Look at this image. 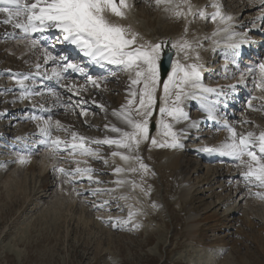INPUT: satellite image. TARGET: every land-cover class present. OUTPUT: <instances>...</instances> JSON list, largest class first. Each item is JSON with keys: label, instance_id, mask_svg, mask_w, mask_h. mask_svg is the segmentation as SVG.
<instances>
[{"label": "rangeland", "instance_id": "1", "mask_svg": "<svg viewBox=\"0 0 264 264\" xmlns=\"http://www.w3.org/2000/svg\"><path fill=\"white\" fill-rule=\"evenodd\" d=\"M207 1L189 0L188 6L178 9L181 12L180 16H176L175 11L172 10L174 17L171 19V17L167 18L166 15L159 17L161 13L151 0H140L135 4V10L139 18H137L139 24L135 32L139 34V42L152 43L155 40L154 43H159L163 41L164 48L167 42L173 45L177 42L183 44L187 41L190 45L188 48L177 49L172 46L175 50V61L185 65L183 55L187 51L194 53L195 50H198V59L194 60L193 64L200 67L203 62L202 57L209 54L206 51L208 50L206 45L210 43H204L203 48H206L205 50L200 49L198 39L203 34V30H205L204 33L208 32L216 22L207 21L205 17L199 15L193 17L191 8L186 15L184 10H188L192 5H206ZM226 8L231 12L236 11L231 4L226 5ZM239 9L237 10L239 11ZM237 15H240V12ZM110 18L117 22L118 17L111 16ZM185 18L187 20H184ZM144 19L150 24L148 27L143 25V28H140L141 20L144 21ZM117 23L125 26L122 22ZM206 29L209 30L206 31ZM177 37L180 38V41L176 42L175 38ZM173 38L174 43H172ZM5 40L3 38L0 42H5ZM177 47L179 46L177 45ZM215 61L217 62V60ZM48 67L50 66H46V68ZM0 69L7 71V73L1 72L3 74L0 75V86H8V80H6L8 78L5 74L10 77L12 73H16V71L11 73L10 69L24 70L23 72L29 70L26 68L25 63L11 53H0ZM212 73L213 71L211 75ZM118 74H120V77H117L118 80L124 78V76H121L122 73ZM219 76L218 73L216 75L218 79L216 80L223 81L224 79ZM225 76H222V78H225ZM114 79L110 78L107 81L117 82ZM164 80L161 81L160 78V83L156 89V105L153 116L149 119V139L143 141L138 152H136L141 157L142 162L147 165V171L141 169L139 163L135 161L136 164L134 166L132 164V168L137 170L128 175L132 184L125 192V196L130 199L129 205L126 209L122 205L119 207L120 202H117V196L119 195H116L114 191L109 194V190L100 189L93 195L94 197L99 196V198L108 197L107 202H114L110 205L111 207L114 205L112 207L114 209L109 210V212L114 213L118 223L120 220L118 218H121L120 226H113L110 219H102L104 216L102 210L109 205H104L102 209L97 208L95 205L96 208L88 212L91 204L85 201H83V204L87 210L84 214L98 222V224L93 221L88 223L87 227H84L78 222L81 208L78 200L80 201V199L77 200L76 198L75 201L71 202V205L68 203L70 202L68 200L69 196L63 195L64 197H62L60 195L58 197L57 184L61 183L63 179L56 174L57 161L48 174L47 181L51 182L49 184H52V186H48L44 178L38 177L35 174L37 172H34L35 175L31 176L32 172L26 171V166L21 169H14L12 163L14 160L6 166L2 167L0 165V264H264V200L256 199V197L261 196H247L240 199L235 192L238 189H233L232 183L226 184V181H231L233 176L213 179L216 175H206V167L211 165L212 162L208 161V164H206L203 160L194 156L193 153L189 157L192 162L187 167L190 173H187L186 176H190L189 181L196 184V187L201 186L195 189L192 188L190 193L186 194V190H182L183 181L179 168L170 166V162H160L166 158L170 149L177 148L158 146L172 143L173 138L171 135H165L157 146H153L151 143L153 135L158 129L157 121L161 119L159 107L162 105L160 99L164 95L162 83ZM28 81L25 82L26 86H33ZM137 87L138 85L135 89ZM139 87H142V85ZM88 91L86 88V92ZM184 91H186V87ZM18 93L22 95L21 90ZM113 93L115 94V92ZM6 95H8V92L0 89V129H2L0 130V150H3L0 152V160L4 159L3 156H20V154L15 153V149H12L13 143H16L14 136L22 132L20 128L27 125L23 120H27V123L30 122L27 113L25 114L26 119L19 117L22 120H16L12 116L13 111H8L16 108L18 104L25 106L19 112L27 111L29 98L22 95L24 97L22 100L18 97L15 100H9ZM46 95L49 96L50 94L46 93ZM174 99L175 90H173V95L168 100L170 106ZM61 101L63 100L61 99ZM184 102L185 99L183 98L180 102L181 107L185 104ZM78 104L77 107H80L81 104ZM69 105L71 103L63 106L64 109L58 113L59 115L57 114L58 118L54 117L53 120H49V123L52 122L53 126L56 125V123H53L55 119L64 123V125H69V121H71L72 127H80L81 130L88 131L90 126L82 124V120L77 116L78 110L71 111L72 108L67 109L66 107ZM108 106H111V104H108ZM103 107H106V105L104 104ZM81 108L84 110L83 107ZM91 108H88L89 112L83 115V119L87 122L90 120L92 123L101 122L104 115L100 113L98 108ZM2 111L6 113L1 115ZM133 113L136 116L135 110H133ZM62 114L63 116L60 117ZM191 116L192 113H190ZM135 118L139 117L136 116ZM169 119L171 117L167 115L163 117L166 123H169ZM45 120L48 122L47 119ZM194 120L197 121L198 118ZM105 125L110 127L109 122ZM161 127H159V130H161ZM174 130L173 132H177ZM33 133L34 138H39L35 131ZM52 134L55 135V133ZM188 138L189 140L184 139L186 140L184 143H189L185 148L190 147V141H193L195 136L193 138L192 135ZM203 138L205 137H200V139ZM196 141L199 143V140ZM10 142H12V145ZM102 147L105 154L106 147ZM136 153L135 155H137ZM36 154H39V152ZM197 159L202 166L193 173L194 161ZM93 162L90 165H93ZM230 168L232 167H229V170ZM104 176L106 178L104 177L103 181L113 179V177L110 178L111 176L108 173ZM239 178L242 179L240 176ZM219 180L221 181L218 182ZM222 183L223 185H221ZM66 185L69 188L71 187L70 184ZM254 187H257L259 193L264 191L259 186ZM77 197L79 196L77 195ZM64 199L66 201L63 202ZM95 199L90 198L93 202ZM99 202L105 203L100 200L97 204ZM116 206L118 207L116 208ZM230 206L236 208L237 211L233 214L227 213L225 209ZM129 212L137 215V223L129 219ZM73 213L77 215L71 217ZM96 215H102L100 216L101 219L97 220ZM191 218L198 221L199 228L195 232L190 230ZM193 233L194 236H192Z\"/></svg>", "mask_w": 264, "mask_h": 264}, {"label": "bare ground", "instance_id": "2", "mask_svg": "<svg viewBox=\"0 0 264 264\" xmlns=\"http://www.w3.org/2000/svg\"><path fill=\"white\" fill-rule=\"evenodd\" d=\"M227 1L229 2H226V1L224 2V0H208L206 5H199V6L192 5L189 7L188 10H184V13L186 15L187 12H189L191 8V13L193 11V17H196L198 15L201 16L200 13L203 12L204 13L203 17H205L207 21L216 22V24L213 25V27H211L210 30L206 29V31L209 30L208 32L204 33L205 30H203V34L198 39V44H199L200 49L205 50L206 48H203V46H205L204 43L206 42L210 43L206 45L208 49L206 51H208L209 54L202 57L203 62L201 63L199 67L200 73H204L205 75V77L200 78V84L202 85L203 88L215 89L216 92H212V93L202 92L200 89H192V88L186 87L185 92L194 93L197 97L196 99L184 98L186 104L190 105L191 107L192 106L196 107V105H199L200 110H202L203 114L205 115L199 117V115L201 114H198V113L195 114V116H198L197 121L194 120L193 116L187 120L181 119L179 121H175V120L173 121L172 118L168 120L169 124L172 125V131L173 129L177 131L175 133H177V136H179V138H177L176 140H177V143L179 142L178 144L181 146L175 148L174 150L170 149V151L166 155V158L160 161L161 163L170 162L169 163L170 166L179 168L181 172L180 174L182 176V181H183L182 190H186V194L190 193L192 188L195 189L201 186L199 185L196 187V184L189 181L190 176H186L187 173H190L188 172L187 167H188V164H191L192 162V160L189 159V157L191 156V153L195 152L196 153L195 156L197 158L204 160L205 162L207 161L206 163L208 164L209 160H210L209 162H211L212 158L210 156L213 153H206L202 151V149L204 147L218 148L225 142H230L229 138L231 134L228 131L229 128H234L237 134H247L248 132H252L254 135H259L261 131H264V121H262V119H264V116H263L264 115V99L260 98V97H264V90H260L256 87L257 83H260L261 81V73L257 65H259L260 63H264V57L262 59L260 58V56L262 55V51H264V49L261 51L260 55L257 58L255 68L248 67L250 62H248L247 59L243 60V62H245L246 65L242 67V70L240 72L234 69V67L230 63L231 56H233L234 58H237V56H239V53L241 52V49L245 47V44L249 40L257 39L258 42H263L262 37L258 35V30L259 28L261 30H264V22H263L264 21V7L261 6L260 0H227ZM127 2L128 4L131 5L129 9L125 10L127 18L126 19L117 18V22H122V24H124L125 26L128 25L131 27L133 31H136L137 30L136 27H138L137 25L139 24V20H138L139 18L137 17V12L135 10V4L140 2V0H127ZM151 2L152 3L154 2L153 3L154 6L160 11L161 16L159 15V17H162L163 15H166L167 18L171 17V19L174 17L172 15L173 14L172 10L165 11V6L163 4L157 7L155 4V0H151ZM230 4L236 10L235 12H231V10H229L230 11L229 12L228 9L226 8V5L229 6ZM177 5L179 6L178 8H177ZM188 5H189V0H173V3L169 5V8L178 10ZM238 8H240L239 11L237 10ZM217 12H219V15L216 16L215 20H213L212 16L216 14ZM239 12H240V15H237ZM228 17H231V20H228L227 19ZM6 18H7V14L0 13V21H3ZM184 20H187V19L185 18ZM261 21L262 23L260 26L259 23ZM149 24L150 22H148L147 20L145 19L144 21L141 20L140 28H143V25L144 27L145 26L148 27ZM225 29H227V31H225ZM3 38H5L6 40L5 42H0L1 43L0 53L2 54L11 53L17 56V58L20 61L26 64V68L29 69L27 72H22V74L12 73L10 77H8L7 79L8 86L7 85H5L6 87L4 85L0 86V89H4V92L5 91L8 92V95H6V97L9 100H15L16 97L22 100L24 99L22 98L23 96H26L29 98L28 99L29 105H27L26 109L28 111L27 115H28V118L30 119V122L27 123V120H25L27 125L23 126V128H20L22 132L17 133L14 136V138L17 137L16 140L20 141V143L22 144L21 139H18V138L25 137V139L28 141L30 140L31 136L35 137V135H32L34 134L33 132L35 131L38 134L39 138H33V141L30 140L31 141L30 144H28L27 142H24L21 145L23 147H21L20 145H18V147L20 149L23 148L26 150L32 149V150L38 151L39 154H35L34 156L27 155V154L26 155L20 154V156H16V157L14 156L4 157L3 156L4 159L0 160V163H1L0 165L2 167L6 166L8 163H10V161L14 160L12 162L14 164V169H19V168L21 169L22 167L26 166L25 168L26 171L32 172L31 176H34L36 174L38 177H41L42 179L44 178V180L47 181L50 169L53 168V165H55L57 161L58 165L56 167H63L69 173L68 175H64L62 173L56 172V174H58L61 177V179H63L61 180V183L57 184L58 197L60 195H62V197H64L63 195L69 196V199H68L70 200V202H68L69 204L75 201L76 198L77 200L80 199V201L78 200V202L81 204V208L79 210L80 220L78 222H80L82 226L84 227H87L88 223H91L94 220L89 218V216L87 217V215L84 214V212L87 209L84 208L85 205L83 204V201H85L88 204H91L88 209V212L89 210L94 209L96 207L99 209H102L104 205L110 206L111 204L114 203L113 201H111V203L107 202L106 200L109 199L108 197H104V198H99V196L94 197L93 195L95 194V192L99 191L100 189L109 190V194H112V192L114 191L116 195H119L117 196V199H118L117 202L118 203L120 202L119 207L122 205L124 206V209H126V207L129 205V202H130L129 197L125 196L126 189L131 184L128 178V175L134 173V172L129 171V169L132 168V164L134 166L136 162L135 160H130L126 163L125 161H122L119 158V156L113 157L111 153L113 151L118 150L125 155H135L136 152L129 153L126 149H117L115 145L109 146L107 144L97 145V144H92V143H85V147L90 148L93 151L97 152L98 155L95 157L94 156H80V155L70 156L68 151H62L59 155L52 156L49 151V147L41 143L42 140L47 139V137L42 134L41 129L46 128L48 129L49 133L51 134L53 138H55L56 136H59L61 140H67L69 141V143L74 142L72 141V137H71L72 132H76L81 136H84L89 139H96V140H101L106 137L113 138V139L119 138V135H120L119 133L111 132L109 130L110 127H106L105 124L107 122H109L110 124L109 126H112V125H115L116 127L121 126L119 128L125 131H131L130 127L122 123L121 119L113 115V111H119L122 106L127 104L128 99H132V97L130 96V87H129L130 86V75L129 73L122 70L120 67L116 65H109L106 63H103V64L92 63L88 61V57H85L82 53L79 52L80 59L76 60L77 63H79L82 67L85 68L86 73L92 74V77L94 79L99 80V87H94L92 84L87 82V79H80V78L79 79L78 78L63 79L62 77L63 72L61 73V78L59 79H57L56 77H53L52 79H46L44 78L45 74H47V76H52V69L57 68V64L53 63L52 61H49L47 64L44 63L42 47L33 49L28 43L27 39L23 38V34L18 29H15L12 23H9V24L0 23V40ZM175 40L176 42L180 41V38L177 37L175 38ZM154 42L155 40H153L152 43ZM172 43H174V38H173ZM230 43H236V44H239L240 46L238 48H230L228 47ZM174 44L179 46L182 43L179 44V42H177ZM176 48L178 49L180 47H176ZM165 49H167L168 51L170 50L172 51V57H173L172 62L175 61L176 57L173 56L175 55V50L172 47V44L170 42H168V46H166ZM62 50L64 54L67 53L66 46L63 45ZM49 51L51 50L49 49ZM185 51L187 50L185 49ZM194 53H192V51H189V52L187 51L183 55V58H185L184 66L192 65L194 63L193 61L198 59L197 58L198 50H195ZM72 57H73L72 53H69L68 58L72 62H75ZM251 57L253 59L255 58V56H251ZM215 60H217V62ZM37 63L41 65L38 71V74H37V69H36ZM46 66H50L48 67L49 69L46 68ZM249 69H251L252 71H249ZM57 70L59 71L60 69H57ZM2 71L3 69H0V75L3 73H7L6 70H4L3 73H1ZM171 71H172V68L166 74L167 77L165 78V80L168 78V75L169 73H171ZM212 71L214 74L219 73L220 74L219 77L224 80L223 81L216 80L218 78L208 79L207 77L211 75ZM118 73H122L121 76H124V78H122L121 80H118L117 77H120V74ZM224 74L226 76L225 78H222V75ZM5 75H8V74H5ZM24 76L30 77V79H28L29 80L28 82L32 83L33 86H30V85L26 86L27 84L25 82L27 80L24 81L23 86L17 83V80L23 79ZM70 76L71 75H69L68 77ZM35 78H38L39 81H36ZM110 78L112 79L115 78L114 80H116L117 82L115 83L108 82L107 80ZM210 79H212V81L208 82L210 81ZM43 80H47L48 86L43 85ZM59 83H61V90L54 88L55 85ZM62 85L64 86L63 88H62ZM68 85L74 86L73 91L71 93L67 91L66 86ZM49 86L51 88H49ZM79 86H83V89H81ZM139 86L141 85H138L137 89L139 88ZM132 87L135 88L136 86H132ZM86 88L89 90L88 92H86ZM20 90L23 96L18 93V91ZM245 90H248L249 94L246 96L247 97L245 99L246 103L243 104V106L241 107L238 104V101H236V97H238L239 95H240V98L245 96L243 92ZM113 92H115V94ZM29 93H32V94L29 95ZM35 93H40V94L37 95ZM46 93L50 94V96H47ZM217 93H220V94L217 95ZM57 96H59V99L57 98ZM61 99L63 101H61ZM137 101H138V97L135 102ZM250 101L252 105L251 108L249 107ZM160 102L163 103L161 99H160ZM67 103H71L74 106L79 105L78 103L81 104L80 107H77V108L74 107V108L78 110L77 116L80 118V120H82L81 121L82 124L86 126L87 125L90 126V129L88 131L81 130L80 127H75V128L72 127L71 126L72 122L69 121L70 122L69 125L68 124L64 125V123L59 122L62 128L60 129L59 132H56L57 131L56 125L53 126L52 122L49 123V119H47L48 122H46L45 119H42V120L38 119L39 117L37 115L35 118L30 117V116L35 115V113H33L35 110H43L42 108H45V110L51 109L52 111H55L56 109L63 108L62 106ZM104 104L106 105V107H103ZM108 104H111V106H108ZM84 105H87V109H84L86 110V113L89 112L88 108L90 107H92L91 109H93V107L98 108L100 113L104 115L103 120L99 123H94V122L92 123V121L90 120H88V122L87 120H84L83 115L80 114L82 111L81 107H83ZM98 105L102 107H99ZM24 107H25L24 105L18 104L16 108L12 110H8V111L14 112V113L12 112V116H14L16 120L21 119V118L26 119L25 118L26 110H24L25 114H22L23 111L21 112V115L17 113L19 112L20 109ZM209 110H211L212 112V115L214 117L213 119L208 118ZM5 113H6L5 111H2L1 115H4ZM232 114H233L234 120H229ZM22 115H25V116H22ZM132 115L133 117H136L133 111H132ZM61 116H63V114L60 115V117ZM55 118H58V117L56 116ZM72 120H73V117H72ZM187 121H189L190 123H188ZM56 122L57 120L54 119L53 123H56ZM204 123H205V128L201 131L202 127L200 126L201 124L203 126ZM217 124H220L219 128L215 127ZM211 126H212L211 129L214 132L209 131V128ZM165 131L166 130L163 127H161V130L157 129L156 132L154 133L153 138L156 139L157 144L160 142V140L164 138ZM52 133H55V135ZM190 133L192 134L190 135ZM192 135H193V138L195 136V139L193 141H190L191 142L190 147L184 148L183 147L184 141L189 140L188 137L189 136L192 137ZM200 137H205V138L200 139ZM185 138L186 140H184ZM206 138L207 140H205ZM196 140H199V143H197ZM32 142H35V143L33 144ZM75 142H78V141H75ZM26 146H29V148ZM102 146L106 147L105 154H104V149ZM61 147L63 148V145ZM14 148H16V146ZM1 151L3 150H0V152ZM187 151H191V153H187ZM149 152H152V151H149ZM21 156L26 157L28 159V162L23 163V164L19 163V159ZM223 157L225 158L224 160L226 161L233 159L231 157L221 156V155L214 156V159L223 158ZM244 159L246 160L247 157H244ZM76 161H80V163L77 164ZM105 161L107 162L105 163ZM92 162H93V165H90ZM97 162H99V164H97ZM216 162L217 161L212 162V163H216ZM219 163L217 165H207L205 174L206 175H216L213 179H216L218 177L219 178L228 177L229 175L233 176L231 181L229 182L226 181V184L232 183L231 186L233 185V189H238V191L235 190V192L237 193V196L239 195L240 199H243L247 196L249 197L264 196V191L262 193H259L257 187H254V186H257L258 182H255L254 179L252 180V182H249L248 180L244 179L242 173L247 171L246 165H242L240 161L238 162L235 159H233L230 162L229 161L228 162L219 161ZM227 163H231V164H228V166L225 167ZM201 166L202 165L197 159L196 161H194V168L192 169V172L193 173L196 172L197 169L200 168ZM77 167H80V168L90 167L91 169H93V171L90 173V175L92 176V180H89L87 178L88 174H84V175L76 174L74 172V169ZM116 167H120L124 169V171L120 173H116L115 172ZM229 167H232V168H230L229 170ZM34 172H37V173L34 174ZM103 173L105 174L108 173L111 176L110 178L113 177V179L112 180L107 179L108 181H103L102 179L104 177L106 178V176H104L105 174ZM239 176L243 180H241ZM116 181H123V183L117 184ZM220 181L221 180H219L218 182ZM49 183L51 182L47 181L48 186H52V184H49ZM106 183H108L109 185ZM240 183H242V185H240ZM66 184H70L71 187L69 188ZM221 185H223V183ZM262 189L264 190V188ZM258 193L260 195H257ZM77 195L80 198L77 197ZM90 198H96V199L93 202V200H90ZM100 200H103L104 202L105 201L106 202L105 203L99 202V204H97V202ZM64 201H66V199H64L63 202ZM95 205L96 207H94ZM109 206H106L102 210V215H104L102 219L104 220L110 219L111 222H113L112 225L115 224V226L117 225L118 227L120 226L119 224H120L121 218H118L120 219L118 223V220L116 219L114 213H111L112 211L109 212V210L114 209L112 208L114 205L112 207L111 206L109 207ZM117 207L118 206H116V208ZM235 209L236 208L230 206L229 208H226L225 210L227 211V213L233 214L237 211ZM76 215L77 214L73 213L71 217L76 216ZM98 215H96L97 216L96 219L100 220L101 219L100 216L102 215L100 216ZM131 219L134 220L135 223L138 222L136 214H134ZM190 221L192 222V223H189L190 224L189 226L191 228L190 230H192L193 232L197 231V229L199 228L198 221L195 218H191ZM95 223L98 224V222H95ZM192 236H194V233Z\"/></svg>", "mask_w": 264, "mask_h": 264}, {"label": "snow or ice", "instance_id": "3", "mask_svg": "<svg viewBox=\"0 0 264 264\" xmlns=\"http://www.w3.org/2000/svg\"><path fill=\"white\" fill-rule=\"evenodd\" d=\"M260 2L261 6L264 7V0H260ZM172 3L173 0H155L157 7L162 4L165 6V11L174 10L169 8ZM130 7L131 5L128 4L127 0H0V13L7 14V18L0 21V23H12L14 28L23 34V38L27 39L33 49L43 48V61L45 64L49 61L57 64V68L52 69V76L45 74L44 78L52 79L56 77L59 79L62 72L71 70L74 73L86 76L88 83L94 87H99V80L88 75L85 68L79 63L72 62L67 56L63 55L57 59L49 51V47H55V44L48 45V38L44 34L52 31L57 33V40L62 38L64 42L75 46L80 53L88 57L92 62L116 65L130 75L129 87L132 99H128L127 104L122 106L119 111H113V115L130 127L131 131H124L112 125L109 130L119 133V138L106 137L101 140L89 139L72 132L71 137L74 142L69 143L67 140H61L59 136L53 138L48 129H41L42 134L47 137L41 143L49 147V151L53 156L59 155L62 151H68L70 156H97L98 153L85 147V143L115 145L117 149H126L129 153H134L138 152L139 146L143 141L149 139V119L153 116V110L156 105V89L160 83L158 62L164 42L140 43L139 34L133 31L130 26H123L110 18L115 16L126 19L125 10ZM174 11L176 16L181 15L180 11ZM200 15L203 17L204 13L201 12ZM217 15H219V12L214 14L212 19L215 20ZM227 19L231 20V17ZM35 34L39 35V39L34 38ZM172 46L174 48L177 47L176 44ZM239 46L236 43L228 45L230 48H238ZM179 47L183 49L190 47V45L185 41ZM40 67L41 65L37 63V74ZM257 67L261 73V81L257 83L256 87L264 90V63H260ZM57 69L60 70L58 71ZM249 71L252 70L249 69ZM29 78V76H24L23 79H18L17 83L23 86L24 81ZM200 78L201 73L198 65L184 66L178 61H173L172 71L169 73L168 78L163 81L164 95L161 97L163 103L159 107L161 119L157 121L158 129L162 126L166 130L164 135H171L173 141L170 144L158 146L173 148L181 146L175 139L176 133L172 131V125L164 122L163 117L167 115L175 121L188 119V115L180 106V102L183 98L196 99L197 97L194 93L185 92V87L200 89L202 92H216L215 89L203 88L200 84ZM136 85H142V87L138 89L132 87ZM62 87L64 86L62 85ZM66 87L67 91H73L74 86L68 85ZM79 87L83 89V86ZM173 90H175V99L172 105L169 106L168 100L173 95ZM31 94L29 93V95ZM35 94L39 95L40 93ZM219 94L217 93V95ZM137 97L138 103L135 102ZM57 98L59 99V96ZM260 98L264 99V97ZM249 107H252L251 101L249 102ZM133 110H135L136 116L139 118L133 117ZM80 114L86 115V110L82 109ZM208 118H214L211 110H209ZM56 127L58 131L62 128L59 121L56 122ZM228 131L231 134L230 142H225L218 148L204 147L202 151L218 153L221 156L239 160L242 165L247 166V171L242 173L244 179L249 182L254 179L255 182H258L257 186L264 188V131H261L259 135H254L252 132L237 134L234 128H229ZM151 143L153 146H157L155 138H152ZM62 145L63 148L61 147ZM111 155L113 157L119 156L126 163L130 160H135L139 163L141 169L147 171V165L142 162L138 154L125 155L117 150L113 151ZM244 157H247V159L245 160ZM27 162L28 159L26 157H20L19 163ZM76 163L79 164L80 161H76ZM55 170L64 175L69 174L63 167H56ZM136 170V168L129 169L131 172ZM92 171L93 169L90 167H77L74 169L76 174H88L87 178L89 180H92L90 175ZM122 171L124 169L120 167L115 168L116 173ZM116 183L121 184L123 181H116ZM257 195L260 194L258 193ZM261 198L264 199V196H261ZM133 215L134 213L129 212V219Z\"/></svg>", "mask_w": 264, "mask_h": 264}, {"label": "water", "instance_id": "4", "mask_svg": "<svg viewBox=\"0 0 264 264\" xmlns=\"http://www.w3.org/2000/svg\"><path fill=\"white\" fill-rule=\"evenodd\" d=\"M171 56H172V51L164 50L162 59L160 60V72H161V77H164L166 72L169 69V65L171 62Z\"/></svg>", "mask_w": 264, "mask_h": 264}]
</instances>
